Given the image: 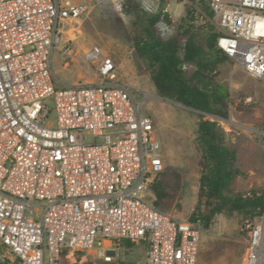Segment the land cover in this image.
<instances>
[{"label":"built area","instance_id":"2783aa9c","mask_svg":"<svg viewBox=\"0 0 264 264\" xmlns=\"http://www.w3.org/2000/svg\"><path fill=\"white\" fill-rule=\"evenodd\" d=\"M92 1L0 0V264L114 262L126 242L136 264H197L201 221L147 199L164 165L144 96L97 45L82 56L96 80L55 84L53 53L68 65L66 26ZM206 3L217 46L264 80V0ZM246 229L242 264H264V210Z\"/></svg>","mask_w":264,"mask_h":264},{"label":"rangeland","instance_id":"374dc122","mask_svg":"<svg viewBox=\"0 0 264 264\" xmlns=\"http://www.w3.org/2000/svg\"><path fill=\"white\" fill-rule=\"evenodd\" d=\"M162 6L174 25L182 21L187 10L194 11V29L200 37L213 24V18H206L204 14L205 0H93L75 23L66 26L72 28V34L67 33L66 37L71 39L74 50L68 65L57 51L53 53L52 65L55 77L60 80L55 84L61 87L96 80L93 71L86 70L87 64L82 58L85 49L92 45L113 58L118 65L119 80L132 87L137 98L144 96L142 111L152 117L154 136L168 171L163 177L165 186L171 188L176 182L173 172L179 174L177 196L167 211L189 218L198 199L202 155L197 146V127L201 112L160 97L150 79L149 65L135 55L133 48V41L142 33L147 17L159 12ZM155 30L165 38L173 28L160 21ZM184 68L189 76L194 67L185 65ZM215 79L228 92L229 113L227 118L207 116L216 119L225 144L235 153V167L239 171L225 193L246 195L252 190H263L264 80L251 77L230 59L219 64ZM48 102L53 104L52 100ZM55 120L53 110L49 123L55 124ZM86 140H90L89 135ZM242 218L241 214L229 211L213 217L211 226L201 237L197 264H242L247 239L246 228L240 226ZM81 254L87 255L84 263L88 260L90 264H111L85 251L77 253V258ZM142 254L139 245L129 248L123 243L114 263L136 264Z\"/></svg>","mask_w":264,"mask_h":264},{"label":"trees","instance_id":"16d2710c","mask_svg":"<svg viewBox=\"0 0 264 264\" xmlns=\"http://www.w3.org/2000/svg\"><path fill=\"white\" fill-rule=\"evenodd\" d=\"M163 7L147 17L142 33L133 41V48L135 55L149 65L150 79L160 97L201 112L197 127V146L202 155L198 199L189 219L201 221L204 229H208L215 215L223 211L237 212L243 217L240 226L244 229L253 217L263 212L264 189L252 190L246 195L225 193L239 174L235 153L225 144L216 119L207 116L228 117V92L215 78L219 64L229 58L217 46L219 34L213 24L200 37L194 29V11L187 10L182 21L174 25ZM204 12L206 18H213L207 3ZM160 21L172 26L173 31L168 37H161L156 32L155 25ZM185 65L194 67L189 76L185 74ZM167 173L163 168L154 176L147 195L154 207L164 211L173 204L180 182L179 174L173 172L176 182L171 188L166 187L163 177ZM126 244L129 248L133 246L129 242ZM84 264L90 263L87 260Z\"/></svg>","mask_w":264,"mask_h":264},{"label":"bare ground","instance_id":"6f19581e","mask_svg":"<svg viewBox=\"0 0 264 264\" xmlns=\"http://www.w3.org/2000/svg\"><path fill=\"white\" fill-rule=\"evenodd\" d=\"M67 33H69L70 35L72 34V28H70Z\"/></svg>","mask_w":264,"mask_h":264}]
</instances>
